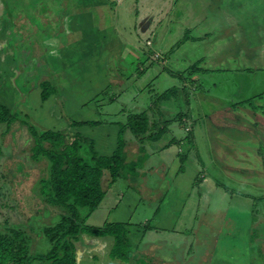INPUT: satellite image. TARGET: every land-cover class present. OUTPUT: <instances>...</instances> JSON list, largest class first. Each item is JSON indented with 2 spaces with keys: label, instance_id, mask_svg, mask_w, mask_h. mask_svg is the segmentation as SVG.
I'll list each match as a JSON object with an SVG mask.
<instances>
[{
  "label": "crops",
  "instance_id": "0c3cea01",
  "mask_svg": "<svg viewBox=\"0 0 264 264\" xmlns=\"http://www.w3.org/2000/svg\"><path fill=\"white\" fill-rule=\"evenodd\" d=\"M3 1L14 3V10L20 6V4L16 5L15 0ZM137 1L140 3L136 16V21L140 20V32L137 36L143 34L148 37L145 44L148 52L145 56L141 54L143 45L141 50L131 45L130 42L134 39L129 38L126 47L122 45L117 47L118 42L124 44L120 35L128 31V24L118 22V16L115 15L118 8L114 9L111 0H87L74 16L71 13L63 16L61 31L66 34L64 40H71V45L74 46L78 45L74 41L76 39L80 44L89 45L95 50L102 45V52L105 51L106 54L103 64L99 62L97 68L103 72L94 71V73L106 74L107 78H111V82L113 78L117 81L116 77L119 76L115 70L124 69V74L130 68L132 70L133 64L125 58L124 48L129 52L134 51L136 59L139 58L141 61L146 59L147 71L142 68L140 73L137 72L134 76L140 83L139 86L136 85L140 91L148 89L152 97V106L158 95L155 82L161 83L172 79L171 81L181 83V89L185 85L189 86V92H194L192 99L199 93L194 91L198 89V85L192 84L191 81L193 79L200 81V76L205 74H196L192 79L189 78L186 84L179 77L171 75L169 70L183 72L197 63L208 72L217 73L218 79L223 83L225 80L229 89L218 86L219 93L210 94L211 96L206 98L212 102L206 105L209 110L206 113L204 125L195 126L197 121L195 116L198 113L195 107L197 100H194L191 106L193 116L191 114L190 117H183V120H187L188 132H194L193 136L192 133L189 135L196 139L195 145H192L190 149H185L183 141L180 140L181 136L178 133L183 128L176 127L177 135L173 133L174 127L169 128L168 132H171L172 139L163 136L158 140L146 139L143 142L141 139L138 140L139 138L135 137L131 130L123 131L120 121L110 120L104 123L99 120L74 118L77 115L84 116L91 109L98 110L96 102L81 100L75 103L69 89H65L64 96L56 93L60 94L62 91L52 88L48 71L24 70L32 65L33 58L37 56L31 57L33 50L27 51L24 64H18L14 60L10 47L5 58L2 55V49L6 45L1 48L0 61H4L5 64L0 66V91L2 92L0 95L12 104L10 105L12 108L17 106L23 112L32 110L40 119H32L37 123L29 121L34 125L44 126L43 129L61 125L62 129L71 133L79 131L85 137L88 134L90 137L87 138L94 142L95 148L102 155L111 154L125 135L128 143L127 153L138 154V157L141 160L143 158L146 164L145 168H138L139 171L136 174H142L139 177L146 178L148 173V176L158 177L157 179L162 183V188H155L137 181L138 178L133 176L134 180H128L127 185L124 186L129 187L126 193L122 189V181L113 186L109 184L107 173L103 180L106 195L96 212L91 218L89 217L91 223L103 224L101 227L108 223H124L114 219L108 222L107 214L109 216L111 210L118 209L119 206L122 209H130L137 198L136 196L134 198L136 190L140 194L137 200L144 203L142 210H145L146 214L151 212L152 215L145 223L151 222L154 226L145 231L141 238L135 237V241L141 244L142 255H153L150 250H146L149 248L157 249L155 254H160L159 252L162 253L163 249L159 248L166 247L169 252L168 255L165 252L166 257L174 260L172 254L178 252L183 256V260L189 257L188 264H204L203 259H207L210 264H213L214 260L218 264H264V0ZM108 2L111 7H108ZM123 2L124 0H119L120 4ZM63 3H65L64 0L60 5ZM187 12L192 13L188 18H181L182 14ZM1 18L3 16L0 14L2 36L9 27L1 21ZM46 18L44 17V20ZM173 19L177 20L173 21ZM33 20V26L47 29L44 31L46 41L50 40L54 43L55 37L47 33L52 31L53 25L47 20L42 23L37 18ZM178 20H187V22ZM39 34L40 32H36V40ZM152 35L157 39L153 40L150 37ZM185 37L188 38L187 41ZM27 41L31 43V40ZM199 46L202 48L196 51L192 49ZM21 51L26 52L23 49ZM154 54L159 58L156 59ZM90 56L93 58L92 55ZM181 62L184 66L178 70L180 65L178 68L176 66ZM94 63L91 62L88 65L92 66ZM13 69L18 72L19 77L27 78L30 85L25 87L22 84L18 90L15 89L18 94L16 97H14V85L11 81L14 77L10 73ZM237 73L240 74L237 75ZM30 74L33 76L31 77ZM86 79L90 80L89 75ZM42 80H45V83L49 82L52 89L51 95L46 100L42 97L44 90ZM7 84L11 87V94L7 90ZM244 84L248 86L246 91L243 89ZM152 85H154L153 89ZM173 87L176 86L172 85L167 90ZM35 95L37 97L39 95V101L30 107L26 97L32 99ZM114 96L112 100L120 99V97L116 98L117 95ZM68 99L73 100L71 105ZM131 106V109H124L125 111L120 112L115 118L120 115L125 121L131 113L148 110L138 104H131ZM152 110L151 116L158 109L152 108ZM68 114L74 117L67 118ZM84 121H96V123L80 126L75 123ZM17 129L18 127L15 128ZM86 129L89 133L84 132ZM22 132L23 135L17 142L24 143L25 137L29 135L26 127ZM157 141L161 142L153 145V152H147L144 149L148 143ZM182 158H185L183 164ZM205 162L208 163L206 168L203 165ZM195 163H198L197 166ZM40 183V190L37 191L39 193L43 185L41 181ZM126 197L127 200H125ZM203 213H206L207 217L202 227L209 231L212 241V245L204 249L202 248L204 231L198 234L199 239L196 234L193 235L190 232L191 229H195L196 232L199 230L195 226L196 224L199 226L203 221L200 220ZM133 217H129L130 220H133ZM56 222L54 221L51 225ZM44 230L45 227L41 232L43 233ZM43 236L47 239L44 233ZM76 246V264H141L140 261L124 259L122 255L115 253L116 236L112 234L102 236L91 232L84 233ZM135 247V245L132 247L133 250L131 248L130 256L135 251ZM203 250L205 253H202ZM194 252L197 254L194 255ZM157 256L162 259V254L155 255L156 258ZM197 257L203 259H195Z\"/></svg>",
  "mask_w": 264,
  "mask_h": 264
},
{
  "label": "rangeland",
  "instance_id": "374dc122",
  "mask_svg": "<svg viewBox=\"0 0 264 264\" xmlns=\"http://www.w3.org/2000/svg\"><path fill=\"white\" fill-rule=\"evenodd\" d=\"M16 5L20 4L18 9L14 10V3H8L3 0H0V14L3 16L1 18V21L4 22V24L8 25L9 29L1 36L0 32V52L1 48L3 46L5 47L2 49V55L4 58L6 57L5 54H7L9 47L11 48V53L14 55V60L17 63L24 64V60L26 58L27 51L33 50L30 54L31 57L34 55H37L32 60V65L29 68H24L26 71H48V78H50V81L53 85V89H60L62 93L56 92L60 96H64L65 89H69L73 95L72 98L75 103L79 101H90V102H96L98 106V110L91 109L86 112L84 116H70L68 114L67 118L74 117V118H83V119H92V120H99V122H108L110 120L120 121L123 126H127L128 119L125 121L123 120L122 116L119 115L118 118H115L120 112L125 111L124 109H131V104H138L145 109L152 108V97L148 93V89L145 91H140L136 85L139 86V82L135 80V74L138 72L140 73V70L142 68H145L146 71L148 69V62L146 59L144 61H141V59L137 58L136 55L133 52H129L128 49L124 48V56L128 60V62H131L132 70H128L126 74H124L125 70H115L118 72L119 76H117V81H114L115 78H113L111 82L110 77H106V74L101 73H94V71L103 72L98 67L99 62L103 64L105 54L106 52H102V45L99 47L98 50L93 49L89 45H85L83 43H79L76 39L74 41L78 45L72 46L71 40H64L66 34H63L64 32L61 31V24H62V17L65 16L68 13H71L72 16H74L80 7H83L85 5V2L87 0H64L65 3L60 5L62 0H45L44 2H39L40 0H22V2H19L17 0ZM114 4L113 7L116 10L118 8V12L115 13L116 16H118V22H123L124 24H128L127 29L128 31H125L120 35L122 38V43L118 42L117 47L120 45L126 47V43H129V38L134 39V41H131V45L133 47H136L137 49L141 50L142 55H146L148 52V47L145 46L148 37L141 34L138 35V32H140V20L136 21V16L138 15V9L140 7V3L137 0H124L123 4L119 3V0H111ZM118 1V2H117ZM137 1V3H136ZM5 4V5H4ZM109 6L111 7V4L108 2ZM15 5V6H16ZM59 5V6H58ZM8 9H7V8ZM48 10V11H47ZM15 11V12H14ZM4 13V14H3ZM192 12H187L185 14H182L181 18H188V16ZM44 17H47L46 20L53 25V29L50 32H47L51 37H55L54 43H51L50 40L46 41L44 38V31L47 29L42 28L41 26H33L34 20L33 18H37L40 23L46 22L44 20ZM120 18V19H119ZM124 18V19H123ZM177 19H173V21H176ZM182 22H187V20H178ZM124 26V25H122ZM188 28V27H186ZM228 28V27H227ZM40 32L39 35H37V40L35 39L36 32ZM34 34L33 36H31ZM56 34V35H53ZM134 35V36H133ZM136 37V38H134ZM155 40V36H150ZM157 39V38H156ZM27 40H31V43ZM140 40V41H139ZM37 41V42H36ZM34 44H33V43ZM36 43V44H35ZM52 45V46H51ZM55 47V49H54ZM180 47V44H179ZM202 47H192L194 51L197 49H201ZM21 49L25 50L21 51ZM51 50V51H50ZM39 51V53H37ZM94 51V53L91 54V52ZM93 58H91V56ZM154 56H156L154 54ZM158 56H156V59ZM20 60V61H19ZM181 60V58H180ZM91 62H95L94 65L89 66L88 64ZM41 63V66H39ZM4 61H0V66L4 65ZM29 65V64H27ZM46 65V66H44ZM180 67L178 68V66ZM184 66V63L177 64L176 68L178 70L182 69L181 67ZM23 69V68H22ZM1 70V67H0ZM181 72V71H179ZM10 73L13 75V79L11 80L14 85V97L18 96L17 91L18 87H22V84L25 85V87L30 86L29 80L24 77H19V74L14 69ZM240 73H237L239 75ZM89 75L90 80H87L86 77ZM203 75V74H201ZM17 76V77H16ZM32 77L33 74H30ZM191 78L190 76H187ZM219 75L217 73L208 72L205 74V76H200L199 85L202 86V89H194L195 93H197L194 98L192 99V104L194 100H197V105H195L198 113L195 116L196 121V127L200 125H204L206 122V113L208 112V108L206 105H210L212 101L206 100V98H209L211 96L210 94H218L219 93V87H225L226 89H229V85L226 84L227 82L223 80L225 83L222 82V80L218 79ZM43 78V77H42ZM193 78V77H192ZM191 78V79H192ZM5 80V79H4ZM122 80V81H121ZM172 80V79H171ZM169 81L164 80L163 82H155L156 83V92L158 95L164 93L168 87H171L172 85H175L177 88H181V83L178 81ZM43 86L45 85V80H42ZM3 84V83H2ZM1 84V85H2ZM244 90L246 91L248 86L244 84ZM152 85V89H153ZM195 86V85H193ZM6 90V88H5ZM7 90L11 92V87L9 84H7ZM191 92V91H190ZM2 92L0 91V94ZM143 93V95H142ZM178 94L181 93V91L178 90ZM80 94V95H79ZM82 94V95H81ZM192 94V93H191ZM2 95V94H1ZM114 95H117V97H120L118 100H112ZM140 95L142 97L140 98ZM69 96V95H68ZM2 97V96H1ZM125 97V98H123ZM19 97H17L18 99ZM70 100V105L73 102L72 99ZM140 100V102H139ZM39 101V95L38 97L35 95L32 99L29 97H26V102L32 107ZM145 104L143 105V103ZM14 103V98H13ZM125 103V105L123 104ZM10 104V103H9ZM12 105V104H10ZM26 105V103H25ZM21 106L23 104L21 103ZM138 108V107H137ZM176 109H171L167 107L163 108L164 111L168 115H166V120H171L170 124L171 126L168 128L174 127L175 132H173L175 135H177V129L176 127H179L180 129L183 128L182 131H180L178 134L181 136L180 140L183 141V144L185 146V149H190L192 145H195L196 139L191 138L189 135L187 127V120H176V116H178L179 112H185L187 113V110L181 111L182 105L179 104L175 106ZM14 111L19 112L18 115L20 118L25 120H32L34 119H40L36 117L37 114H34L31 110H25L24 112L21 111L17 106L13 107ZM26 109V107H25ZM34 111H36L34 109ZM110 111V112H107ZM152 111V110H150ZM27 112V115L25 116V113ZM30 113V115H29ZM191 114L193 116L192 107H191ZM26 117V118H25ZM69 117V118H70ZM218 117V116H217ZM113 118V119H110ZM102 120V121H100ZM34 123H37L36 120H32ZM96 123V121H93ZM76 123V122H75ZM164 124V123H163ZM50 125H52L50 123ZM36 129L38 131H42L43 127L40 124H35ZM16 127V126H15ZM14 130L12 134L4 135L3 132H5V126L0 125V149L3 150L2 154H0V230H8L11 227H19L23 228L27 231V233L31 237V244H30V250L32 253H45L48 252L50 247L49 242L47 239L44 238V235L47 237L45 232H41L42 229L45 226H50L54 223V221H59L61 218V211H68L67 208L59 209L55 205H49L44 202L41 193L37 192L40 190L41 186V179L42 178H48L50 176V166L48 163H38L33 161L31 158V146H32V137L29 134L27 137H25L24 143L17 142L16 140L12 139V135L19 134V137H22L23 132L18 128L17 130ZM53 130H60L61 125H54V128H51ZM130 130L129 128H127ZM201 130H203V127H201ZM84 132L89 133V130L86 129ZM166 132L164 137L168 139H172L171 132ZM194 132L192 133L193 136ZM4 137H3V136ZM87 137H90L87 134ZM122 142L124 144V150L123 153L127 156V166L122 171V177L123 179H119L118 182L122 181V189L127 193L129 187H124L127 185L128 180H134L133 176L135 178L137 177V181L141 183L147 184V186H153L155 188H162L163 185L159 181V179L154 178V176L149 175L147 173L146 178H140L137 175L136 172L139 171L138 168H145L146 164L145 161L140 159L138 157V154H134L130 152L127 153L128 149L125 147L128 145L125 135L122 136ZM140 140V139H138ZM20 141V140H19ZM145 140H143L144 142ZM161 141L157 142H150L147 144L144 149L147 152H153L152 147L155 144H160ZM119 145V144H118ZM123 147V145H122ZM118 148V146H117ZM115 149V151L117 150ZM97 150L95 148L94 142L88 139V144L85 146V150H89L90 156H93L92 150ZM100 154V153H99ZM89 155V154H88ZM102 156H108V155H102ZM203 156V155H202ZM138 157V160H136ZM136 162L134 164L133 162ZM138 162V164H137ZM198 163H195L197 166ZM44 167H43V166ZM204 167L206 168L208 163L205 162ZM213 166V165H211ZM191 169V168H189ZM197 169V167H196ZM192 170V169H191ZM125 171V172H124ZM142 172V171H141ZM137 175V176H136ZM120 177V178H122ZM151 180H148V179ZM117 182V183H118ZM161 186V187H159ZM135 196L138 198L140 196L139 192L135 190L134 198ZM136 199L134 201L133 206L126 210L125 208H121L120 206L118 209L111 210V214L108 216L107 214V221H114V220H120L127 224L129 230L132 234L129 235L128 238L125 240L123 239L122 244L119 245V250L121 252H127L129 258L133 259V261H140L141 264H188V259L183 260V256L179 254L178 252H173L172 256L174 257V260L169 259V257L165 256V252L168 255V251L166 250V247H162L159 249H163L162 253V259H159L155 257V254L158 250L154 248H149L146 250H150V253H153V255L147 256L146 254L140 253L141 251V244L139 242L135 241V237L141 238L142 237V226L141 225H135V224H142L148 221L150 219L151 212H148L146 214L145 210H142V207L144 206L143 202H140ZM125 199V198H124ZM127 200V197L126 199ZM82 211V217L84 218V222L87 225H93L97 227H101L103 224H96L94 222H90L91 216L96 212H89L88 211ZM98 212V211H97ZM147 215V216H146ZM133 217V220H130L129 217ZM90 217V218H89ZM145 217H147L145 219ZM207 214L203 213L201 214L200 220L202 221L199 226L196 224L195 227L199 228V230L196 232L195 229H191L190 232L200 238L198 236L199 233L204 231V243L202 245V248H209L212 245L211 241V235L208 233L209 231L202 227V224L206 220ZM121 218V219H119ZM114 219V220H113ZM127 219V220H125ZM99 233V231L97 232ZM208 233V236L206 234ZM107 233L102 235L106 236ZM114 238V237H113ZM136 239V240H138ZM33 240L35 241L33 243ZM135 247V251L131 254V248ZM132 246V247H131ZM50 247V248H49ZM133 250V248H132ZM200 251V246H199ZM205 250H203L202 253ZM117 251H115L116 253ZM201 252V251H200ZM197 252H194V255H196ZM170 255V254H169ZM201 256L200 254H198ZM187 256V255H186ZM195 257V256H194ZM206 257V256H204ZM195 259H203V258H195ZM204 264H210L207 259H203ZM213 264H218L215 260L213 261ZM223 264V263H222Z\"/></svg>",
  "mask_w": 264,
  "mask_h": 264
},
{
  "label": "trees",
  "instance_id": "16d2710c",
  "mask_svg": "<svg viewBox=\"0 0 264 264\" xmlns=\"http://www.w3.org/2000/svg\"><path fill=\"white\" fill-rule=\"evenodd\" d=\"M187 40L188 38L185 37V41ZM169 73L179 77L187 84L190 80L187 76L192 78L196 74H207L208 71L196 63L186 71L169 70ZM195 80L193 79L191 83L202 89V86L198 84L199 81ZM188 88L189 86L186 85L183 89L173 87L157 95L152 106V108L158 109L154 111V115L151 116L152 108L131 113L127 126L122 125L123 131L129 128L134 136L142 141L160 139L168 132L172 120H166L168 114L162 112L163 108L176 109L175 106L181 104V111L185 109L187 113L179 112L176 120H183V117L191 116V93L194 92H189ZM51 90L49 82H46L42 93L43 100L51 95ZM178 90L181 91L180 94L177 93ZM18 113L10 106L9 101L0 95V125L6 128L3 134L14 133L15 126L20 130H23L24 127L28 129L32 136L31 158L35 162H43V165L46 162L50 166L49 178L41 180L43 183L41 196L45 203L55 205L59 209L67 208L68 211L60 212L61 218L56 224L45 226L44 231L51 247L45 253L34 254L31 252V237L25 229L11 227L8 230H0V264H76V243L84 233L89 232L96 235L106 233L115 235L116 254L119 253L124 259H128V253L121 252L118 248L123 239L125 240L132 234L127 224L108 223L102 228L90 226L85 224L81 211L89 210L91 213L99 208L106 195L103 180L107 173L111 186L122 177V171L128 164L127 156L123 153L125 144L122 142L123 139L119 140L117 150L108 156H102L94 149L92 150L93 156H90L89 150H85L89 138L85 137L82 132L71 133L66 129L38 131L29 119L20 118ZM93 123L92 121L76 122L79 126L95 125ZM12 139L18 141L19 134H16L15 137L12 135ZM177 142L180 143L178 140ZM2 152L3 150L0 149V154ZM184 161L185 158H182V164ZM133 163L136 164L135 161ZM141 226L142 234L148 229L154 228L151 222ZM98 231L99 233H97Z\"/></svg>",
  "mask_w": 264,
  "mask_h": 264
}]
</instances>
